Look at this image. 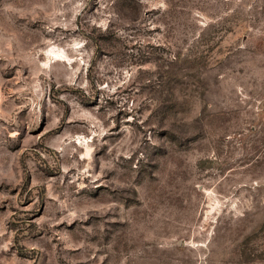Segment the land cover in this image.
<instances>
[{
  "label": "rangeland",
  "instance_id": "1",
  "mask_svg": "<svg viewBox=\"0 0 264 264\" xmlns=\"http://www.w3.org/2000/svg\"><path fill=\"white\" fill-rule=\"evenodd\" d=\"M0 264H264V0H0Z\"/></svg>",
  "mask_w": 264,
  "mask_h": 264
},
{
  "label": "bare ground",
  "instance_id": "2",
  "mask_svg": "<svg viewBox=\"0 0 264 264\" xmlns=\"http://www.w3.org/2000/svg\"><path fill=\"white\" fill-rule=\"evenodd\" d=\"M52 54V53H51ZM56 54V53H55Z\"/></svg>",
  "mask_w": 264,
  "mask_h": 264
}]
</instances>
